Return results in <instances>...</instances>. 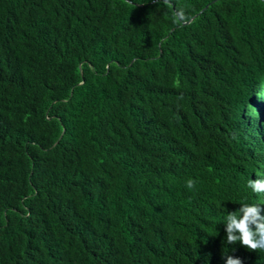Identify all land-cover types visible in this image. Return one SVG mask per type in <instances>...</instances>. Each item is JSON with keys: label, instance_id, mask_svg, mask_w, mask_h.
Returning a JSON list of instances; mask_svg holds the SVG:
<instances>
[{"label": "trees", "instance_id": "1", "mask_svg": "<svg viewBox=\"0 0 264 264\" xmlns=\"http://www.w3.org/2000/svg\"><path fill=\"white\" fill-rule=\"evenodd\" d=\"M257 175L264 0H0V264H264Z\"/></svg>", "mask_w": 264, "mask_h": 264}, {"label": "clouds", "instance_id": "2", "mask_svg": "<svg viewBox=\"0 0 264 264\" xmlns=\"http://www.w3.org/2000/svg\"><path fill=\"white\" fill-rule=\"evenodd\" d=\"M167 2V0H165ZM249 179L247 185L256 194L264 193V179ZM186 187L193 189L195 181L189 178ZM240 208L227 211L225 222V244L234 245L239 242L252 251H264V215L261 214V204L240 203ZM226 264H242L238 257L227 256Z\"/></svg>", "mask_w": 264, "mask_h": 264}]
</instances>
